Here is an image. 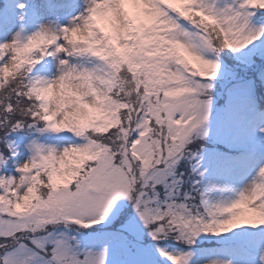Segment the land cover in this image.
Listing matches in <instances>:
<instances>
[{"label":"snow or ice","instance_id":"snow-or-ice-1","mask_svg":"<svg viewBox=\"0 0 264 264\" xmlns=\"http://www.w3.org/2000/svg\"><path fill=\"white\" fill-rule=\"evenodd\" d=\"M0 264H264V0H3Z\"/></svg>","mask_w":264,"mask_h":264},{"label":"trees","instance_id":"trees-1","mask_svg":"<svg viewBox=\"0 0 264 264\" xmlns=\"http://www.w3.org/2000/svg\"><path fill=\"white\" fill-rule=\"evenodd\" d=\"M3 3V0H0V4H2Z\"/></svg>","mask_w":264,"mask_h":264}]
</instances>
